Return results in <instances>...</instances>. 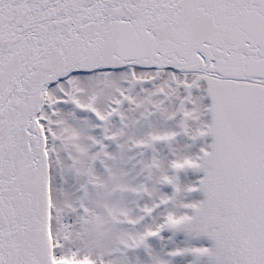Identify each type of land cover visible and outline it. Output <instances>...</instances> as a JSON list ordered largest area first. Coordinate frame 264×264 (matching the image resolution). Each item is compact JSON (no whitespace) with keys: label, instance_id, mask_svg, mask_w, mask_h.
Masks as SVG:
<instances>
[{"label":"snow or ice","instance_id":"snow-or-ice-1","mask_svg":"<svg viewBox=\"0 0 264 264\" xmlns=\"http://www.w3.org/2000/svg\"><path fill=\"white\" fill-rule=\"evenodd\" d=\"M0 264H264V0H0Z\"/></svg>","mask_w":264,"mask_h":264}]
</instances>
